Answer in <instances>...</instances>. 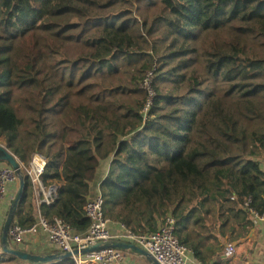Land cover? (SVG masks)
<instances>
[{
    "label": "trees",
    "instance_id": "trees-1",
    "mask_svg": "<svg viewBox=\"0 0 264 264\" xmlns=\"http://www.w3.org/2000/svg\"><path fill=\"white\" fill-rule=\"evenodd\" d=\"M0 144L25 167L43 155L58 189L38 205L27 177L14 224L83 234L100 192L112 223L173 218L214 263L264 214V0H0ZM0 264L42 263L0 238Z\"/></svg>",
    "mask_w": 264,
    "mask_h": 264
},
{
    "label": "built area",
    "instance_id": "built-area-1",
    "mask_svg": "<svg viewBox=\"0 0 264 264\" xmlns=\"http://www.w3.org/2000/svg\"><path fill=\"white\" fill-rule=\"evenodd\" d=\"M153 73H149L145 80L144 88L149 91L150 97L154 93L151 89ZM150 100L145 108L147 112ZM1 145V144H0ZM3 146V145H2ZM19 161L20 159L17 158ZM25 177L30 178L41 197V203L51 204L57 194V187L47 189L42 177L47 165L46 158L38 154L34 156L31 164L25 167L20 161ZM19 186V176L17 171L11 166H0V210L11 188L17 189ZM86 216L91 220L90 228L83 234L76 233L73 227L59 218L49 220L38 212L37 222L30 227H22L13 224L9 231V243L11 246L21 248L27 237L36 235L40 230L44 231L48 237L51 248L57 250L59 254L73 252L84 245H95L100 242L124 241L133 243L147 251L160 264H189L195 258L194 251L184 246L176 235L175 220L167 218L157 232L137 234L122 224H119V231L114 234L110 230L111 221L106 217L104 210V199L100 192L90 200L85 207ZM256 223L264 222V214L259 215L251 210ZM226 253L229 258L234 254V247H227ZM124 257L123 250L105 248L89 254L73 256L75 264H113L119 262Z\"/></svg>",
    "mask_w": 264,
    "mask_h": 264
},
{
    "label": "crops",
    "instance_id": "crops-1",
    "mask_svg": "<svg viewBox=\"0 0 264 264\" xmlns=\"http://www.w3.org/2000/svg\"><path fill=\"white\" fill-rule=\"evenodd\" d=\"M2 165L6 166L5 164H0V166ZM98 188L99 185L97 186V189ZM17 189L11 188L7 193L2 209L0 210V230L14 201ZM118 225L117 223H111L110 225V230L114 234L119 231ZM234 248V254L231 258L228 257L227 253H224L212 264H264V222L258 223L255 229L251 231L244 245ZM19 249L40 254L49 253L54 250V248L50 247L48 237L42 230L36 235L27 237L26 241ZM123 253L124 257L122 260L113 264H154L152 259L136 254L131 250H123ZM189 264L201 263L197 260H192Z\"/></svg>",
    "mask_w": 264,
    "mask_h": 264
},
{
    "label": "water",
    "instance_id": "water-1",
    "mask_svg": "<svg viewBox=\"0 0 264 264\" xmlns=\"http://www.w3.org/2000/svg\"><path fill=\"white\" fill-rule=\"evenodd\" d=\"M0 162L9 163V165L17 171L19 176V186L16 191L14 201L10 207L9 213L6 217V220L3 223V228H2L1 240H2L3 249L6 253L14 255L24 261L31 263L56 264L63 259L72 258L73 256L85 255L105 248H114L121 250H131L136 254L143 255L145 257L152 259L154 264H160L147 251H145L141 247L133 243L124 242V241L100 242L95 245H84L81 246L79 249L74 250L73 252H68L65 254H55L52 256L34 255L29 252L15 249L9 243V231L12 225L14 224L18 205L24 197L26 177L22 170L20 161L10 150H8L5 146L2 145H0Z\"/></svg>",
    "mask_w": 264,
    "mask_h": 264
},
{
    "label": "rangeland",
    "instance_id": "rangeland-1",
    "mask_svg": "<svg viewBox=\"0 0 264 264\" xmlns=\"http://www.w3.org/2000/svg\"><path fill=\"white\" fill-rule=\"evenodd\" d=\"M0 164H4V163L0 162ZM2 166H3V165H2ZM2 228H3V225H2L1 230H0V238H1V236H2Z\"/></svg>",
    "mask_w": 264,
    "mask_h": 264
}]
</instances>
